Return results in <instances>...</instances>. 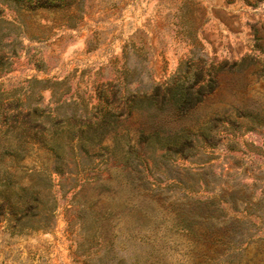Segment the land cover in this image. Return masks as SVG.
Wrapping results in <instances>:
<instances>
[{
  "label": "rangeland",
  "instance_id": "rangeland-1",
  "mask_svg": "<svg viewBox=\"0 0 264 264\" xmlns=\"http://www.w3.org/2000/svg\"><path fill=\"white\" fill-rule=\"evenodd\" d=\"M27 1L0 0V134L40 131L19 164L56 207L46 230L0 218V264H264V0ZM186 62L216 86L167 115Z\"/></svg>",
  "mask_w": 264,
  "mask_h": 264
},
{
  "label": "trees",
  "instance_id": "trees-1",
  "mask_svg": "<svg viewBox=\"0 0 264 264\" xmlns=\"http://www.w3.org/2000/svg\"><path fill=\"white\" fill-rule=\"evenodd\" d=\"M14 3L20 9H27V0H4ZM35 7H39L37 4ZM1 15V11H0ZM0 22L2 21L0 17ZM1 32V29H0ZM0 73L6 72L8 62H4L3 45L0 38ZM194 62H186L181 66L178 73L171 79L169 84L163 88L164 104H170L168 107L169 113L167 115H186L190 113L203 99L204 95L210 93L216 86V80L213 76V69L200 68L195 71H190L189 68L193 66ZM227 62H220L216 70L226 66ZM198 65V64H197ZM195 80L192 84L185 86L184 82L189 77ZM197 89L195 90V87ZM162 87L157 86L151 95V100L155 103L156 98L160 95ZM145 96L138 97L139 101H143ZM152 102V103H153ZM31 124L37 121H31ZM19 130V131H18ZM39 130L27 124L26 131L24 128L23 119L20 121L14 117L11 125L0 134V218L4 221L10 235H20L28 231H40L49 228V221L54 217L55 213V197L51 194L52 190V176L48 169H37L29 165L19 164L32 157V151L21 146L22 143L40 142ZM57 131L45 136V141L54 144L56 140ZM17 164V165H15ZM59 171V168H55ZM48 190L52 196V200H43V191ZM41 207V211H37ZM44 221L38 222L35 225L32 221L33 217L43 216Z\"/></svg>",
  "mask_w": 264,
  "mask_h": 264
}]
</instances>
